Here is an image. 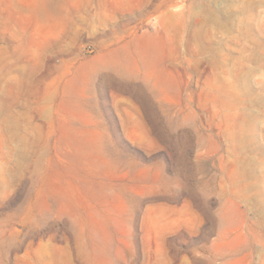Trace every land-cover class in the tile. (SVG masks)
Wrapping results in <instances>:
<instances>
[{"label": "rangeland", "instance_id": "374dc122", "mask_svg": "<svg viewBox=\"0 0 264 264\" xmlns=\"http://www.w3.org/2000/svg\"><path fill=\"white\" fill-rule=\"evenodd\" d=\"M0 264H264V0H0Z\"/></svg>", "mask_w": 264, "mask_h": 264}]
</instances>
